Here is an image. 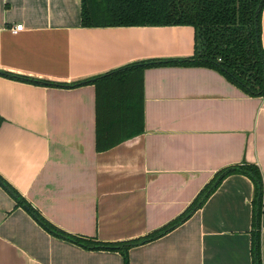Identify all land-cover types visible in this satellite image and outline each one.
I'll return each instance as SVG.
<instances>
[{"label":"crops","instance_id":"1","mask_svg":"<svg viewBox=\"0 0 264 264\" xmlns=\"http://www.w3.org/2000/svg\"><path fill=\"white\" fill-rule=\"evenodd\" d=\"M260 22L264 49V8ZM194 43L189 26L82 28L80 0H0V72L31 79L77 83L136 62L191 57ZM143 97V134L97 153L93 86L0 76V177L56 228L101 243L174 221L227 167H258L264 193V97L195 67L145 70ZM253 197L247 177L228 176L183 224L131 248L128 264H252ZM258 234L264 264V226ZM0 264L123 257L50 235L0 186Z\"/></svg>","mask_w":264,"mask_h":264},{"label":"trees","instance_id":"2","mask_svg":"<svg viewBox=\"0 0 264 264\" xmlns=\"http://www.w3.org/2000/svg\"><path fill=\"white\" fill-rule=\"evenodd\" d=\"M264 0H80L82 28L174 27L194 30L193 55L184 59L146 60L132 63L85 81L60 84L11 73L0 76L43 87L73 89L91 85L95 94V151H108L144 132L143 74L157 67L207 68L252 98L264 97V49L261 46V11ZM231 175L247 177L254 186L252 264H261L259 229L264 226V193L261 173L255 165L224 168L198 194L189 208L174 221L142 238L122 243L70 235L46 221L1 177L16 208L47 233L87 250L118 252L128 264V251L159 239L187 221L220 183Z\"/></svg>","mask_w":264,"mask_h":264},{"label":"built area","instance_id":"3","mask_svg":"<svg viewBox=\"0 0 264 264\" xmlns=\"http://www.w3.org/2000/svg\"><path fill=\"white\" fill-rule=\"evenodd\" d=\"M22 30H23V25L19 24V25H16V26L12 27L10 29V32L12 34H17L18 32H21ZM263 204H264V199H263ZM263 211H264V208H263Z\"/></svg>","mask_w":264,"mask_h":264},{"label":"water","instance_id":"4","mask_svg":"<svg viewBox=\"0 0 264 264\" xmlns=\"http://www.w3.org/2000/svg\"><path fill=\"white\" fill-rule=\"evenodd\" d=\"M0 186L3 187L7 191V193L10 194V192L8 191V189L5 186H3V184L1 182H0Z\"/></svg>","mask_w":264,"mask_h":264}]
</instances>
